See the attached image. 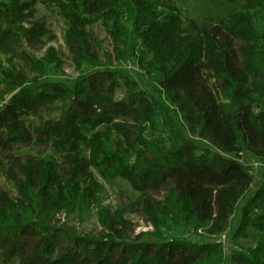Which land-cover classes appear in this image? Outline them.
<instances>
[{"label": "trees", "instance_id": "1", "mask_svg": "<svg viewBox=\"0 0 264 264\" xmlns=\"http://www.w3.org/2000/svg\"><path fill=\"white\" fill-rule=\"evenodd\" d=\"M38 4L65 22L64 43L80 74L73 88L44 80L48 65L64 66L55 49L42 59L17 53L19 42L40 51L53 37L35 19ZM96 25L107 33L110 50L90 30ZM140 45L152 54L150 62L138 56ZM0 54L21 58L33 73L30 78L15 69L0 72L11 95L0 96V173H6L4 159H11L16 145L50 146L61 160L27 159L17 197L0 195V252L7 261L225 264L220 243L151 244L142 242L144 234L135 240L111 233L91 237L53 225L58 216L98 199L95 168L103 178H122L144 194L141 208L157 231L189 224L219 236L244 204L233 238H246L254 228L258 241L246 254H234L232 264H264V172L256 184L241 162L244 153L264 160V0H247L210 26L192 21L189 29L174 0H0ZM136 57L147 74L160 73L170 105L138 91L114 70ZM85 66L99 69L84 72ZM120 88L126 92L118 100ZM176 111L210 149L186 137ZM31 116L41 122H28ZM159 123L167 140L158 135ZM148 128L155 135L151 140ZM165 190L162 200L147 194ZM125 214L101 210L100 222L108 230L114 221L128 228ZM26 238L36 239L37 246L28 250Z\"/></svg>", "mask_w": 264, "mask_h": 264}, {"label": "rangeland", "instance_id": "2", "mask_svg": "<svg viewBox=\"0 0 264 264\" xmlns=\"http://www.w3.org/2000/svg\"><path fill=\"white\" fill-rule=\"evenodd\" d=\"M174 2L182 12L184 27L189 29V24L192 21H195L199 26H210L218 20H225L233 12L245 5L247 0H174ZM36 10L35 19L44 22L53 32V37L50 40L47 38L45 39L47 46L40 51L32 50L25 43L19 42L16 45L17 53L21 56L22 52H27L38 59H42L46 54V50L49 48L55 49L60 53V56L64 61V66L62 68H57L55 65H48L46 67L44 80L53 83H63L67 87L73 88L74 82L80 74L75 70L71 61V55L64 43L63 36L65 22L57 12H54L42 4H38ZM90 30L99 37L106 50L111 49L107 33L101 25H96L90 28ZM96 56L97 58L101 57L98 53ZM138 56L145 57L146 62H150L152 59V54L147 53L142 45L138 47ZM137 58L138 57L130 59L126 64L115 66L114 70L120 72L131 82H134L137 85L138 91L145 92L156 99L167 102V105H170L167 101V96L161 91L159 85V79L161 77L160 73L154 71L151 74H147L144 68L139 64ZM14 69L16 72H21L20 74H25L30 78L33 77V73L25 66L21 58L18 57L11 59L8 55L0 54V72L13 71ZM98 69L99 68H96L95 66H85L84 72ZM3 81L4 80H2L0 76V96H4V99L7 100L11 95L7 94L8 89ZM125 92L124 88H120L117 92L116 99H122ZM171 108L175 109L174 106H171ZM176 118L178 125L185 132V135L189 140L195 142V144L201 149H210L206 142L200 140L196 134H192L191 131H189L183 114L178 111L176 113ZM27 120L32 123L41 122L39 118L34 116L28 117ZM159 124L161 125V123ZM99 130L102 132L104 131L103 128H100ZM92 133H94V131H91L89 134ZM158 135L167 140L168 136L163 126ZM145 136L151 140L155 135L154 132L148 128L145 132ZM114 138H117V136L114 135ZM84 155L88 157L87 152ZM11 156L10 160L4 159L7 168L6 173H0V195L5 200H12L17 197L16 182L23 179L20 168L26 163L27 159L53 157L59 164H61L59 156L52 152L50 146L27 147L16 145L11 152ZM132 161H134V159H132ZM241 162L250 169L255 180L254 182L256 184L259 183L263 177L264 160L253 158L249 154L244 153L241 155ZM91 172L95 180L101 186L98 199L90 201L86 206L77 209L69 216H58L53 222V225L67 227L75 230L79 235L91 237H101L104 234L111 233L118 238L126 237L130 240H135L139 235L144 234L142 242L151 244H161L163 242H168L171 239L201 243H220L223 246V251L227 258L225 264H232L234 254H246L249 249H253L256 246L258 232L254 228H249L246 238H233L232 233L241 223L242 208L244 204L239 207V210L232 218L230 225H228L224 232L219 236H209L206 233V227H195L189 224L170 226L169 228H162L161 231H157L148 221L141 208L142 195L144 194L136 191L128 181L122 178L105 179L95 168H92ZM255 191L256 189L253 190L250 196L253 195ZM166 193L167 191L165 190L161 193L148 192L147 194L155 200H162ZM101 210H108L114 217L117 212L125 210L127 213L125 214V219L129 222L128 228H125L117 221H114L111 224V229L108 230V228L102 226L100 222ZM25 242L28 250L37 246V240L34 238H26ZM0 264H20V261L19 259H16L15 261H7L2 252H0Z\"/></svg>", "mask_w": 264, "mask_h": 264}]
</instances>
